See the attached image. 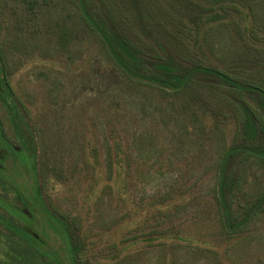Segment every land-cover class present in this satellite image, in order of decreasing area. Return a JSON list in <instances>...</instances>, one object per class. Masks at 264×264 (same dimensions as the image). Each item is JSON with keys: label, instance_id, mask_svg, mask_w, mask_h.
<instances>
[{"label": "rangeland", "instance_id": "obj_1", "mask_svg": "<svg viewBox=\"0 0 264 264\" xmlns=\"http://www.w3.org/2000/svg\"><path fill=\"white\" fill-rule=\"evenodd\" d=\"M89 3L93 11L121 15L120 28L153 59L169 53L223 75L198 73L195 88L183 96L141 85L113 63L78 0H0V47L40 151L34 170L0 100V215L14 224L0 222V264H11L8 237L13 246L30 248L37 264H72L57 215L73 221L85 264H264V208L243 231L228 233L217 190L229 147L252 137L264 146L263 132H242L239 121L246 114L237 106L233 111L228 103L234 96L223 94L233 80L241 102L255 108L262 103L248 89L264 93V0H224L210 12L213 0ZM202 8L204 17L198 16ZM117 140L130 172L128 185L113 178L109 192L103 190L105 172L119 158ZM240 158L228 164L241 180L230 193L233 209H241L238 219L264 193V162ZM35 175L49 218L37 206ZM91 184L94 197L87 201ZM170 199H176L174 207L165 215L156 209L140 221L134 214L139 201L150 209ZM127 211L133 217L118 222ZM191 218L198 223L187 222ZM169 230H179L180 239L165 237Z\"/></svg>", "mask_w": 264, "mask_h": 264}, {"label": "trees", "instance_id": "obj_2", "mask_svg": "<svg viewBox=\"0 0 264 264\" xmlns=\"http://www.w3.org/2000/svg\"><path fill=\"white\" fill-rule=\"evenodd\" d=\"M14 4H20L25 0H12ZM90 0H78V8L82 12L88 26L96 32L103 43L105 44V48L107 49L108 55L113 61V63L119 67V69L123 72V74L131 81L140 83L141 85H145L152 88L160 89L161 91H173L175 94L180 93V96L187 95L193 91L195 88V84L197 81V74L200 72L211 73L213 76L219 77L223 75V71L219 68L215 69L213 67H192L188 64H182V61H178L173 57L172 54L167 53L165 50V46L159 44L164 52L167 54L164 57H157L153 59L151 56L146 54L140 45L137 42H133L124 31L120 28L118 23L119 17L123 18L119 15L116 18L114 15L105 14L102 10L96 9L92 10L90 7ZM224 0H213V3L210 7H208L206 12H210L211 10H215V5H220ZM248 1V0H247ZM29 9H33V3L30 2ZM223 4V3H222ZM221 4V5H222ZM35 6V5H34ZM113 14H119L116 11L115 6ZM202 12L198 13V16L204 17L203 12H205V8L201 9ZM215 12V11H214ZM216 13V12H215ZM115 18L113 19L112 16ZM219 17V15L217 16ZM217 17L207 18L209 21L215 20ZM202 18H200L201 20ZM197 65V64H195ZM230 89H225L223 94L226 96L233 95V100L228 103V106L234 111L236 106L238 109L242 108L245 116L241 118L239 121V116L236 115L237 123L239 121V125L241 126L242 132L249 136L250 132L257 135L258 132H264V122L262 124H258L256 118V114L251 108L249 104L245 101L241 102L238 97L234 95V86L238 83H235L233 80H229ZM249 92H257L260 95L262 100V107H264V93L260 92L259 88L254 86V88L248 89ZM185 99V98H184ZM0 100L7 108L8 113L10 115V119L13 123V126L18 134V137L21 141L22 146L29 154L32 160L33 169L35 170V166H38L39 159V148H38V140L35 127L29 122L26 114L23 112V109L19 105V101L15 96L14 87L9 80L8 69L5 63V57L3 48L0 47ZM186 100V99H185ZM237 110V109H236ZM253 135V134H252ZM254 137H252L251 141H246L235 145H232L226 150L225 157L223 163L220 168L218 182H217V190L219 196V204L221 207V216L223 217V225L222 228L225 229L228 233L235 232V234L243 231L247 224L258 215L264 208V193L257 196V199L251 203L248 207H246L244 211V215L238 219L236 216V211H241L238 209L235 211L233 209V200L231 199V192L237 191L241 187L240 176L232 175L231 169L228 168L229 161L237 155H240V159H250L256 158L259 161L264 160V146L260 144H255ZM118 147V156L113 158V160L109 163L108 172H105L106 183L103 186V190L111 192L112 183L111 180L114 178L117 182V179L122 182L123 185H128V173L129 165L123 161L121 156L123 155V148L121 147V142L117 140ZM95 152V150H94ZM96 153V152H95ZM96 161L99 163L97 156L95 157ZM117 160V161H116ZM160 161H163L161 159ZM36 174V173H35ZM93 177L96 174L95 166L92 167ZM37 180V175H35ZM37 182L38 187V207L44 211L45 215L49 218L52 215L47 207V202H44L43 197V188ZM92 185V186H91ZM89 186V193L85 196V199L89 201V198L94 197V189L93 184ZM94 190V191H93ZM89 194H92L89 196ZM122 196L121 200L126 205L129 204V199L124 196L125 192L122 191L119 193ZM176 199H180V196ZM176 199H170L165 202H154L149 209L147 206V201H139L137 203L134 214L138 215L140 221H146L147 218H144L148 213L158 209L159 215H165L168 212L167 209H171L174 207L173 203ZM177 205L175 206V208ZM53 216V215H52ZM133 214L129 211L125 212L118 222L122 223L126 219H131ZM144 218V219H143ZM0 222H4L6 225H14L11 223L8 218L0 215ZM56 225H59L62 228L64 235L67 238L70 253L72 256V264H85L82 254L85 251V245L80 238V235L73 230V221L69 223L62 215H57L54 220ZM189 223H198L197 219L191 218L187 220ZM8 223V224H7ZM235 228H231V227ZM12 230V229H11ZM15 232V231H14ZM165 236V234L163 235ZM162 237V236H160ZM167 238H177L180 239V231L179 230H169L167 233ZM156 238V237H155ZM8 251L6 250L7 258H9L11 264H37L35 260V255L32 253L30 248L26 246L17 245L13 246L15 243L10 237L6 239ZM23 257V258H21Z\"/></svg>", "mask_w": 264, "mask_h": 264}, {"label": "crops", "instance_id": "obj_3", "mask_svg": "<svg viewBox=\"0 0 264 264\" xmlns=\"http://www.w3.org/2000/svg\"><path fill=\"white\" fill-rule=\"evenodd\" d=\"M258 107L259 108H255V107L251 106V108L253 109V111L256 114V118L255 119L257 120V123L259 122L258 124H262L264 122V107H262V104H259ZM250 134L254 135V133H252V132H250ZM262 162H264V160Z\"/></svg>", "mask_w": 264, "mask_h": 264}]
</instances>
